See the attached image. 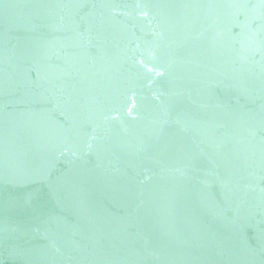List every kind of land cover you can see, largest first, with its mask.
I'll return each instance as SVG.
<instances>
[{"label":"water","instance_id":"95a60500","mask_svg":"<svg viewBox=\"0 0 264 264\" xmlns=\"http://www.w3.org/2000/svg\"><path fill=\"white\" fill-rule=\"evenodd\" d=\"M0 264H264V0H0Z\"/></svg>","mask_w":264,"mask_h":264}]
</instances>
